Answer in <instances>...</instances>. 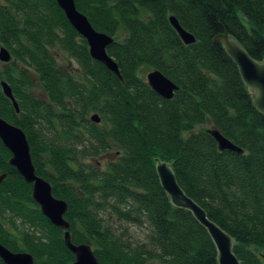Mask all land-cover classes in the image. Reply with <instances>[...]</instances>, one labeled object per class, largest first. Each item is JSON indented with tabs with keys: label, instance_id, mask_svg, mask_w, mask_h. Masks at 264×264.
<instances>
[{
	"label": "trees",
	"instance_id": "1",
	"mask_svg": "<svg viewBox=\"0 0 264 264\" xmlns=\"http://www.w3.org/2000/svg\"><path fill=\"white\" fill-rule=\"evenodd\" d=\"M74 2L113 39L106 50L122 80L91 59L55 0H0V47L11 55L0 62V117L25 133L36 175L67 204L71 243L91 246L98 264H217L206 230L161 189L158 158L173 164L185 194L234 240L240 263L264 264V115L213 41L226 33L263 62L264 0ZM170 15L194 44L182 43ZM63 54L79 74L59 65ZM151 70L178 87L171 100L148 86ZM211 128L242 153L220 151ZM10 158L0 141V244L34 264H72L64 230L42 215ZM111 215L145 222L147 241L133 244Z\"/></svg>",
	"mask_w": 264,
	"mask_h": 264
},
{
	"label": "water",
	"instance_id": "2",
	"mask_svg": "<svg viewBox=\"0 0 264 264\" xmlns=\"http://www.w3.org/2000/svg\"><path fill=\"white\" fill-rule=\"evenodd\" d=\"M55 1L74 31L86 41L91 59L102 64L108 71L122 80L116 62L107 54L106 50L113 39L96 31L87 17L78 11L74 0ZM168 20L184 45L189 46L195 43L194 36L184 30L173 15H170ZM213 41L221 43L225 53L235 63L241 79L249 91L253 106L264 115V61L257 62L253 60L241 45L226 33L217 35ZM10 60L9 51L4 47H0V62L8 63ZM145 80L151 90L164 100H171L178 90V87L158 70L149 71L145 76ZM1 89L18 113V105L10 86L3 81L1 82ZM90 121L98 124L100 119L98 115L94 114L90 117ZM209 134L217 143L220 151L242 153L238 147L224 138L216 129L211 128ZM0 141L11 155L9 164L16 169L27 184L31 185L32 199L40 208L42 215L54 227L64 230L65 245L74 255L72 264H98L91 246L71 243L68 231L69 224L64 219L67 204L63 200L54 197L51 185L36 175L25 133L19 127L0 117ZM154 161V169L159 185L168 197L170 204L175 208L190 212L196 222L206 230L216 248L217 264H241L233 251L234 240L214 222L210 221L205 211L185 194L177 183L172 169L173 164L161 161L158 158H155ZM5 177L6 175L0 176V184ZM261 258L264 261V253L261 254ZM0 260L4 264H34L30 254L12 252L2 244H0Z\"/></svg>",
	"mask_w": 264,
	"mask_h": 264
},
{
	"label": "rangeland",
	"instance_id": "3",
	"mask_svg": "<svg viewBox=\"0 0 264 264\" xmlns=\"http://www.w3.org/2000/svg\"><path fill=\"white\" fill-rule=\"evenodd\" d=\"M58 61L61 67L71 69L76 75L80 73L76 61L68 57L66 54L59 56ZM147 73L148 72L144 73V78ZM91 115L92 114H90L89 117ZM97 161H101L102 162L101 165L104 166L105 163L104 158H99ZM107 218L108 217H106V219ZM108 222L111 223L113 226H115V228H117L118 230H125L127 232L129 239L132 241L133 244H137V243L140 244L147 241L149 230L145 222L137 223V222L119 221V219L114 215L110 216Z\"/></svg>",
	"mask_w": 264,
	"mask_h": 264
}]
</instances>
